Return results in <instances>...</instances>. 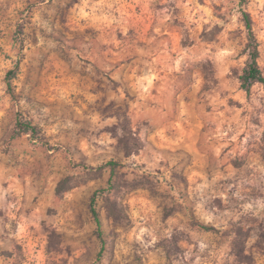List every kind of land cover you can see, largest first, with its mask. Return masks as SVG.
Wrapping results in <instances>:
<instances>
[{
  "label": "rangeland",
  "instance_id": "374dc122",
  "mask_svg": "<svg viewBox=\"0 0 264 264\" xmlns=\"http://www.w3.org/2000/svg\"><path fill=\"white\" fill-rule=\"evenodd\" d=\"M247 43L240 0H0V264H264Z\"/></svg>",
  "mask_w": 264,
  "mask_h": 264
},
{
  "label": "trees",
  "instance_id": "16d2710c",
  "mask_svg": "<svg viewBox=\"0 0 264 264\" xmlns=\"http://www.w3.org/2000/svg\"><path fill=\"white\" fill-rule=\"evenodd\" d=\"M240 2L242 6L243 21H244L246 31H247V39H248L247 46L249 50V62L246 68L243 70L242 74L240 75V84L244 90L249 92L251 87L255 83L257 82L264 83V72L259 63L260 49H259L258 37L254 30V20L252 18L251 13L246 8L248 0H240ZM8 85H9L11 94L14 96L15 93H14V89L12 87V82L10 79H9ZM29 131L35 134L37 132V129L34 125H31L30 123H26L25 121L19 118V120L17 121L15 134L20 135L22 133H27ZM110 164L114 171V168L117 163L113 162ZM90 209L96 219L98 228L100 229L101 218L96 208V195H93L91 198ZM204 228L206 227L204 226Z\"/></svg>",
  "mask_w": 264,
  "mask_h": 264
}]
</instances>
